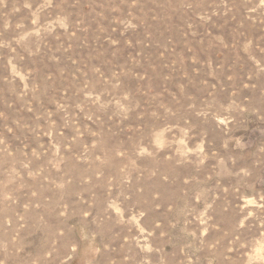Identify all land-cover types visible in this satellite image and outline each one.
I'll list each match as a JSON object with an SVG mask.
<instances>
[{
  "label": "rangeland",
  "instance_id": "rangeland-1",
  "mask_svg": "<svg viewBox=\"0 0 264 264\" xmlns=\"http://www.w3.org/2000/svg\"><path fill=\"white\" fill-rule=\"evenodd\" d=\"M0 264H264V0H0Z\"/></svg>",
  "mask_w": 264,
  "mask_h": 264
}]
</instances>
